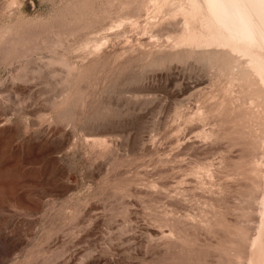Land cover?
Returning <instances> with one entry per match:
<instances>
[{
    "label": "rangeland",
    "instance_id": "1",
    "mask_svg": "<svg viewBox=\"0 0 264 264\" xmlns=\"http://www.w3.org/2000/svg\"><path fill=\"white\" fill-rule=\"evenodd\" d=\"M204 17L0 0V264H264V80Z\"/></svg>",
    "mask_w": 264,
    "mask_h": 264
},
{
    "label": "bare ground",
    "instance_id": "2",
    "mask_svg": "<svg viewBox=\"0 0 264 264\" xmlns=\"http://www.w3.org/2000/svg\"><path fill=\"white\" fill-rule=\"evenodd\" d=\"M203 3L209 44L247 55L263 81L264 0H203ZM257 206L259 222L249 247L261 250L264 256V190Z\"/></svg>",
    "mask_w": 264,
    "mask_h": 264
}]
</instances>
